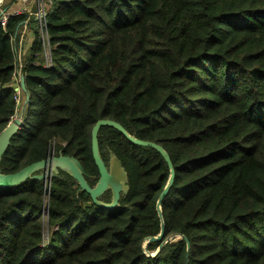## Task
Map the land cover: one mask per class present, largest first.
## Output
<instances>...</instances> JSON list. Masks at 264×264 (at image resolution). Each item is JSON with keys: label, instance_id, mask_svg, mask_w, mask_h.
Segmentation results:
<instances>
[{"label": "trees", "instance_id": "16d2710c", "mask_svg": "<svg viewBox=\"0 0 264 264\" xmlns=\"http://www.w3.org/2000/svg\"><path fill=\"white\" fill-rule=\"evenodd\" d=\"M45 10L46 39L34 29L22 67L29 109L1 171L62 152L94 186L91 131L114 119L169 152L165 237H187L188 264H264V0H48ZM28 18L0 21V133L18 111L14 43ZM99 143L128 172L120 205L98 206L63 172L50 188L0 187V264H186L184 238L143 252L160 232L163 156L113 127Z\"/></svg>", "mask_w": 264, "mask_h": 264}, {"label": "water", "instance_id": "95a60500", "mask_svg": "<svg viewBox=\"0 0 264 264\" xmlns=\"http://www.w3.org/2000/svg\"><path fill=\"white\" fill-rule=\"evenodd\" d=\"M5 11V9L0 11V18ZM46 14L47 13L45 12L44 15L46 16ZM26 22L27 21L21 22L18 25L17 32ZM20 79L22 91L26 94V100L23 106V112H25V108L28 105L30 98L27 93L24 75H21ZM23 125L24 120L21 117H14L0 133V163L11 144L12 138L19 132ZM107 126L117 129L133 144L154 148L165 159L169 167V178L156 202V210L160 218V232L157 235L148 236L144 239L143 252L147 256L154 257L161 251L166 243L175 241L179 238H184L187 242L186 264H188L191 246L187 237L180 233H173L165 237L166 219L163 211V201L169 194L176 176V170L169 152L163 145L155 141L136 137L130 133L123 124L114 119H99L91 131L92 153L100 174V177L94 186L89 183L88 178H90V175L86 172L81 161L75 156L65 155L60 152L59 155H54L53 153L49 154L46 158L30 163L15 172L3 173L0 168V187L7 188L18 186L26 182L28 179H37L43 180L50 188L52 178L59 176V169H62L78 183V193L80 191H85L91 196L93 202L98 206L111 210L115 209L120 205L121 196L126 194L129 190V176L126 168L122 164V161L113 151L109 152L110 160L108 164L103 159L99 143V132L102 127ZM107 191H111L112 194L110 202H105L100 199ZM152 242L160 243L154 252H150L148 250V246Z\"/></svg>", "mask_w": 264, "mask_h": 264}, {"label": "rangeland", "instance_id": "374dc122", "mask_svg": "<svg viewBox=\"0 0 264 264\" xmlns=\"http://www.w3.org/2000/svg\"><path fill=\"white\" fill-rule=\"evenodd\" d=\"M47 1L48 0H43V2H42L45 9H47ZM2 6H4V5H2ZM32 12H33V14L27 20L31 21L32 22L31 24L34 26V28H36L42 34V32H41L42 26L39 24L40 17L38 16L37 8H35ZM44 12H46V10ZM23 26L24 25H22L21 28L19 29V32H18L19 34L17 35V38H16L15 43H14L16 53H17V73H16V76L14 77L13 84L16 86V88L18 90L17 94H18V100H19L18 111H17V114L15 115V117H21L24 120V118L26 117V112L28 111L29 107L27 105L25 108V112H23V106L25 104L26 94L22 91L21 84H20V82H21L20 77H21V75H23L22 74L23 63H24L26 57L30 54V46H31L32 40H29V37H28L29 34H28V32L25 31V26L24 27ZM105 155H106L107 164H108L109 160H110V153L106 152ZM61 172H63L64 175L67 174L64 170L59 169V175ZM97 181H96V183H97ZM101 198H103V201H106L108 199H112L111 191H108V192H106V194H103ZM45 199H46V202H48V194L45 195ZM45 208L47 209V207H45ZM45 230H46V232H48V230H49L48 224L46 222V218H45ZM47 237H48V233H47ZM47 237H46V239H47ZM152 252H154V251H152Z\"/></svg>", "mask_w": 264, "mask_h": 264}, {"label": "built area", "instance_id": "2783aa9c", "mask_svg": "<svg viewBox=\"0 0 264 264\" xmlns=\"http://www.w3.org/2000/svg\"><path fill=\"white\" fill-rule=\"evenodd\" d=\"M19 1L21 3H23L22 7L18 8V9L11 10V11L6 10L0 18V21L2 23L5 24L7 22V20L9 19V17H11V16H16V15H20V14H28L30 16L33 14V12L30 10L29 5H28L29 0H19ZM3 2H4V0H0V8L3 5ZM42 2H43V0H38L37 13H38V16L40 17L39 24L42 26L41 27L42 28V31H41L42 37H43V39H46V35H45L46 21H45V15H44L45 8H44ZM16 91L18 93L17 88H16ZM16 99H17V101H19L18 100V94L16 96ZM44 213H45L44 217H46V216H48L49 211L45 208Z\"/></svg>", "mask_w": 264, "mask_h": 264}, {"label": "crops", "instance_id": "0c3cea01", "mask_svg": "<svg viewBox=\"0 0 264 264\" xmlns=\"http://www.w3.org/2000/svg\"><path fill=\"white\" fill-rule=\"evenodd\" d=\"M3 5H4L5 10L11 11V10L18 9V8L22 7L23 3H21L19 0H4ZM28 5H29L30 10L33 11L35 8L38 7V0H29ZM30 16H29V18H30ZM31 23H32L31 21L27 20V22L24 24V26H25V31L28 32V34H29L28 35L29 40H32V42H33V40H34V29L35 28Z\"/></svg>", "mask_w": 264, "mask_h": 264}, {"label": "flooded vegetation", "instance_id": "af4514ba", "mask_svg": "<svg viewBox=\"0 0 264 264\" xmlns=\"http://www.w3.org/2000/svg\"><path fill=\"white\" fill-rule=\"evenodd\" d=\"M54 154V152H51L50 154ZM108 192V191H107ZM106 194V193H105ZM111 201V199H108V200H106L105 202H110Z\"/></svg>", "mask_w": 264, "mask_h": 264}]
</instances>
